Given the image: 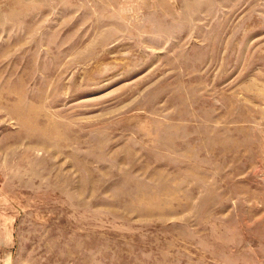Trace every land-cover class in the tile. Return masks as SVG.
<instances>
[{
  "label": "rangeland",
  "instance_id": "374dc122",
  "mask_svg": "<svg viewBox=\"0 0 264 264\" xmlns=\"http://www.w3.org/2000/svg\"><path fill=\"white\" fill-rule=\"evenodd\" d=\"M0 264H264V0H0Z\"/></svg>",
  "mask_w": 264,
  "mask_h": 264
}]
</instances>
